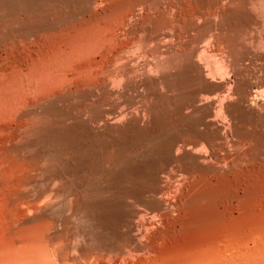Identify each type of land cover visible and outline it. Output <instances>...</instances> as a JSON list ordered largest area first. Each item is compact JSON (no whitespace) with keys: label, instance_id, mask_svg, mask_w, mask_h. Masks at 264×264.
Wrapping results in <instances>:
<instances>
[{"label":"rangeland","instance_id":"obj_1","mask_svg":"<svg viewBox=\"0 0 264 264\" xmlns=\"http://www.w3.org/2000/svg\"><path fill=\"white\" fill-rule=\"evenodd\" d=\"M120 1L0 0V264H146L137 244L140 237L145 241V230L147 237L161 226L157 201L174 196L167 187L184 179L192 186L200 179L193 185L198 188H191L196 197L187 202L186 213L204 218L218 206L223 210L220 202L226 199L237 204L232 200L235 183L264 186V119L240 105L247 92L264 103V9H259L264 0H234L219 18L202 7L215 0H152L157 12L171 4L173 12L165 19L179 16L182 22L176 30L160 31L156 22L162 20L156 18L155 27L141 33V38L154 37L145 46L138 43L140 33L132 36L123 26L128 19L133 24V18L125 22L121 12L107 14V6ZM197 9L200 17L193 16ZM177 27L182 35L189 28L194 32L189 29L175 46L178 53L166 56L163 34L176 33ZM213 34L221 44L214 55ZM189 44L200 47L194 55L199 56L186 55L188 48L195 49ZM205 48L209 52L203 56ZM120 53L128 59L121 54L124 63H114ZM222 53L231 68L216 72L211 65ZM198 65L213 72L200 78ZM120 71L126 75L122 82L116 76ZM210 103L216 106L212 118L205 108ZM221 104H228L227 116L217 115ZM191 148L207 154L206 162L200 164ZM200 168L217 170L216 178H206ZM224 168L229 176H223Z\"/></svg>","mask_w":264,"mask_h":264},{"label":"bare ground","instance_id":"obj_2","mask_svg":"<svg viewBox=\"0 0 264 264\" xmlns=\"http://www.w3.org/2000/svg\"><path fill=\"white\" fill-rule=\"evenodd\" d=\"M128 1V2H127ZM125 2V0L120 1V2H117L114 3V4H110L107 6L106 8V12L107 14H111L110 17H112V14H116V13H122V16H123V20L126 22V20L128 18H133L135 22H132L133 24L130 23V20L128 19V21L124 24L126 25H123L127 28V31L129 32V34H131L132 36H136L137 34H139L140 36V41L138 43H140L141 45H144L146 43H149L151 42L154 37L152 38L151 35H147L145 37H143V34H142V38H141V33H145L147 31H149L148 29L151 28L149 26H152V24L155 22V19L157 18H160V20L162 21H159V22H156V28L158 27L159 29L161 28L160 31H166L167 29L169 30H172V29H175L176 30V26H177V23H179L181 21V18L179 16H176L174 15L175 18H173V15L171 17V19L173 18V20L170 21V17L169 18H166L165 19V15H169L168 12L171 10L170 7H171V4H167L166 7H162L163 8V11L161 12H157V10L155 11L154 8L151 7V2L152 0H127ZM154 1V0H153ZM176 1V0H175ZM175 1H173V3H175ZM178 1V0H177ZM176 1V2H177ZM187 1V0H186ZM214 2V0H212ZM233 1L234 0H215L214 3L212 4H203L202 7H204L205 9L207 8L208 11H211L212 12V16L214 17H218V15L221 13V10L226 7V5H232L233 4ZM236 1V0H235ZM257 1V0H256ZM255 1V2H256ZM150 2V3H149ZM172 2V1H171ZM179 2V1H178ZM210 2V1H209ZM113 3V2H112ZM154 3V2H153ZM189 3V2H188ZM160 4V3H159ZM179 4V3H178ZM183 4V3H181ZM185 4V3H184ZM190 4V3H189ZM188 4V5H189ZM194 4V3H193ZM255 4V3H254ZM150 5V6H149ZM155 5V4H154ZM177 5V4H176ZM174 6V5H173ZM193 6V5H192ZM199 6V5H198ZM264 6V4H263ZM262 6V7H263ZM191 7V6H190ZM189 7V8H190ZM194 7V6H193ZM139 8V10H137ZM158 8V7H157ZM178 8V7H177ZM192 8V7H191ZM190 8V9H191ZM195 8V7H194ZM201 7L199 6V9ZM202 9V8H201ZM259 9H264V8H259ZM177 10V9H176ZM180 10V9H179ZM172 11V10H171ZM175 11V10H174ZM198 9L196 10V13H193V16H197V17H200L202 13H197ZM224 11V10H223ZM264 11V10H262ZM105 12V13H106ZM173 12V11H172ZM171 12V14H172ZM182 12V11H181ZM207 12V11H206ZM209 12V13H211ZM177 13V12H176ZM183 13V12H182ZM191 13V12H190ZM189 13V15H190ZM158 14V15H157ZM174 14V13H173ZM179 14V13H178ZM177 14V15H178ZM204 14V13H203ZM188 15V16H189ZM221 15V14H220ZM108 16V15H106ZM158 16V17H157ZM192 16V15H191ZM264 16V14H263ZM167 17V16H166ZM184 17V16H183ZM203 17V16H202ZM210 17V16H209ZM262 17V16H261ZM195 18V17H194ZM208 18V17H207ZM219 18V17H218ZM169 19V20H167ZM200 19V18H199ZM202 19V18H201ZM193 20V19H192ZM195 20V19H194ZM261 20V19H260ZM111 21V20H110ZM133 21V20H132ZM158 21V20H157ZM184 21V20H183ZM210 21V20H209ZM212 21V20H211ZM107 22V21H106ZM138 24H135L137 23ZM182 22V21H181ZM180 22V23H181ZM190 22V21H189ZM196 22V21H195ZM206 22V21H205ZM227 22V21H226ZM264 22V19L262 20V23ZM103 23V22H102ZM187 23V22H186ZM208 23V22H207ZM234 23V22H233ZM123 24V23H122ZM189 24V23H188ZM106 25V24H105ZM154 27H155V24H153ZM176 25V26H175ZM195 25V24H194ZM228 25V24H227ZM122 26V27H123ZM183 26V24H182ZM204 26H205V23H204ZM208 26V25H207ZM210 26V25H209ZM212 26H214L212 24ZM180 27V26H179ZM184 27H185V24H184ZM183 27V28H184ZM195 27V26H194ZM198 27V25H197ZM153 28V27H152ZM155 28V29H156ZM163 28V29H162ZM222 28V27H221ZM123 29V28H122ZM120 29V30H122ZM159 29H157L156 31H158ZM178 29V27H177ZM186 29V27H185ZM184 29V30H185ZM190 29V28H189ZM183 31L184 34L182 35V31L179 32L180 29H178V32L175 31L176 33H166V34H163V38L164 39V44L160 43L162 48L164 49V54H166V56L169 54H171V56L176 53H178V49L180 47V42H182V40H184L183 38L185 37V35H188V31ZM198 29V28H197ZM196 29V30H197ZM206 29V28H205ZM264 29V28H263ZM153 30V29H152ZM191 30V29H190ZM159 31V32H160ZM193 31V30H191ZM212 31V30H211ZM214 31H215V28H214ZM224 31V30H223ZM123 32V31H122ZM125 32V31H124ZM123 32V33H124ZM190 32V31H189ZM194 32V31H193ZM198 32V31H197ZM205 32V31H204ZM157 33V32H155ZM181 33V34H180ZM230 33V31H229ZM228 33V34H229ZM120 34V32H119ZM125 34V33H124ZM147 34V33H145ZM149 34V32H148ZM162 34V33H161ZM190 34V33H189ZM197 34V33H196ZM206 34V32H205ZM211 34V33H210ZM219 34V33H218ZM222 34V33H221ZM224 34V33H223ZM104 35V34H103ZM107 35V34H106ZM109 35V34H108ZM204 35V34H203ZM97 36V35H96ZM130 36V35H129ZM119 37V36H117ZM125 37V36H124ZM205 37V36H204ZM211 38V42H213L215 44V47L213 46L212 49V53H216L217 52V48L219 46H221L220 42H218V37L217 35L213 34L212 36H209ZM229 37V36H228ZM88 38V37H87ZM138 38V36H137ZM157 38V37H156ZM187 38V37H186ZM107 39V38H106ZM114 39V38H113ZM120 39V38H119ZM123 39V38H122ZM139 39V38H138ZM221 39V38H220ZM230 39V38H229ZM117 40V39H116ZM195 40V39H194ZM205 40V39H204ZM223 40V39H222ZM121 41V40H119ZM135 41V40H134ZM137 41V40H136ZM192 41V39H191ZM196 41V40H195ZM155 42V41H154ZM259 43H261L260 41H258ZM229 43V42H228ZM187 44H188V41H187ZM200 44V43H199ZM198 44V45H199ZM224 44V43H223ZM222 44V45H223ZM258 44V43H257ZM115 45V44H114ZM151 45V44H150ZM149 45V46H150ZM154 45V44H153ZM179 46V47H175V46ZM182 45V44H181ZM184 45V44H183ZM182 45V46H183ZM260 45V44H259ZM263 42H262V45L263 46ZM145 46V45H144ZM148 46V47H149ZM192 46L193 48H195L193 45H190L188 47ZM257 46V45H255ZM117 47V46H116ZM127 47V46H126ZM133 47V46H132ZM143 47V46H141ZM226 47V46H225ZM129 48V47H128ZM146 48V47H145ZM154 48V47H153ZM156 48V47H155ZM176 48V49H175ZM229 48V47H228ZM257 48V47H256ZM133 49V48H132ZM140 49V48H139ZM161 49V48H160ZM161 49V51L163 50ZM180 49V48H179ZM186 47L185 49H182L184 52L186 51ZM200 49V47H199ZM198 49V50H199ZM202 49V48H201ZM206 49V48H205ZM222 49V48H221ZM221 49L219 50L221 52ZM227 49V48H226ZM122 50V49H121ZM145 50V49H144ZM198 50L195 48V49H192L191 47L187 49V53L186 55L189 56V57H193L194 55H196L198 53ZM259 50V49H258ZM262 50V49H261ZM264 50V48H263ZM116 51V50H115ZM129 51V50H128ZM183 51H181L180 53H182ZM201 52V55L203 54V52H209V50H205L203 49L200 50ZM97 52V50H96ZM145 52V51H144ZM223 52V51H222ZM229 52V51H228ZM264 52V51H263ZM119 53V52H118ZM125 53H127L125 51ZM155 53V51H154ZM204 53V54H205ZM224 54H226L225 52H223ZM221 54L219 58V63H215L213 66L211 65V67H213L214 71H218L219 69V72L220 70H228L230 69V65L231 63L229 64V60L228 58L229 57H225L224 54ZM126 55V54H123V53H120L118 55H115V57L112 59V61L114 60V63H120V62H123L122 61V55ZM203 54V56H204ZM207 54V53H206ZM219 54V53H218ZM228 54V53H227ZM111 55V54H110ZM113 55V56H114ZM156 55V54H155ZM168 55V56H169ZM178 55V54H177ZM185 55V54H184ZM200 54H198L197 56H199ZM208 55V54H207ZM210 55V54H209ZM214 55V54H213ZM106 56V55H105ZM129 56V55H127ZM138 56V55H137ZM140 56V55H139ZM157 56H160V55H157ZM156 56V57H157ZM163 56V55H161ZM181 56V55H180ZM186 56V57H187ZM197 56H194V57H197ZM229 56V55H228ZM83 57V56H82ZM112 57V56H111ZM125 57V56H124ZM123 57L124 61H125V58ZM142 57V56H141ZM144 57V56H143ZM165 57V56H164ZM187 57V58H189ZM193 57V58H194ZM208 57V56H207ZM210 57V56H209ZM31 58V57H30ZM178 58V56H177ZM202 58L201 60H204L203 57H200ZM233 58V57H232ZM110 59V58H109ZM110 59V61H111ZM128 58H126L127 60ZM134 59V58H133ZM132 59V60H133ZM136 59V58H135ZM170 59V58H169ZM182 59V58H180ZM73 60V59H72ZM131 60V62H132ZM138 60V59H137ZM174 60V59H173ZM191 61H193V59H190ZM189 60V61H190ZM206 60V59H205ZM208 60V59H207ZM169 61V60H168ZM167 61V62H168ZM195 61H197V58L195 59ZM193 61V62H195ZM200 61V60H199ZM210 61V60H209ZM217 61V60H216ZM129 62V61H128ZM130 62V63H131ZM164 62V61H163ZM184 62V61H183ZM207 62V61H206ZM213 62V61H212ZM69 63V62H68ZM73 63V62H72ZM113 63V64H114ZM124 63V62H123ZM126 63V62H125ZM145 63V62H144ZM151 63V62H150ZM159 63V62H158ZM202 63V62H201ZM200 62H198V64H201ZM139 64V63H138ZM156 64V63H155ZM161 64V63H160ZM166 64V63H165ZM175 64H176V61H175ZM186 64H187V61H186ZM196 64V63H195ZM203 64V63H202ZM111 65V64H110ZM109 65V66H110ZM118 65V64H117ZM124 65V64H123ZM130 65V64H129ZM134 65V64H133ZM140 65V64H139ZM144 65V64H143ZM204 65H207V64H204ZM115 66V65H114ZM142 66V65H141ZM147 66V65H146ZM157 66V65H156ZM165 67V65H163ZM197 66V65H196ZM208 66V65H207ZM207 66H200L198 65V73L200 75V78L201 77H204L206 79V75L205 73H208V74H211V71L213 72V70L211 71H208V69H206ZM96 67V66H95ZM100 67V66H99ZM108 67V66H106ZM158 67V66H157ZM157 67L155 69H157ZM193 67V66H192ZM210 67V68H211ZM97 68V67H96ZM160 68V67H159ZM158 68V69H159ZM163 68V67H162ZM209 68V67H208ZM93 69V68H92ZM95 69V68H94ZM123 69V68H122ZM127 69V68H126ZM146 69H150L149 67L146 68ZM154 69V68H153ZM193 69V68H192ZM195 69V68H194ZM105 70V69H104ZM113 70V69H112ZM111 70V71H112ZM129 70V69H127ZM135 70V69H134ZM139 70V69H138ZM234 70V69H233ZM101 71V70H100ZM106 71V70H105ZM110 71V70H109ZM146 71V70H145ZM162 71V70H161ZM216 71V72H217ZM231 71V70H230ZM236 71V70H234ZM113 72V71H112ZM118 72V70H117ZM135 72V71H134ZM150 72V71H149ZM157 72V71H156ZM165 72V70H164ZM163 72V73H164ZM167 72H169L167 70ZM223 72V71H221ZM227 72V71H226ZM225 72V73H226ZM232 72V71H231ZM80 73V72H79ZM120 73V74H119ZM118 75H116L120 82H122L123 79L126 78V75L124 74V71H120ZM127 73V72H126ZM161 73V72H160ZM224 73V72H223ZM113 74V73H112ZM116 74V73H115ZM135 74V73H133ZM159 74V72H158ZM220 74V73H219ZM98 75V74H97ZM132 75V74H131ZM213 75V74H212ZM217 75V73L215 74ZM226 75V74H225ZM112 76V75H111ZM134 76V75H133ZM218 76V75H217ZM110 77V76H109ZM108 77V78H109ZM113 77V76H112ZM116 77V78H117ZM131 77V76H130ZM216 77V76H215ZM115 78V76H114ZM113 78V80H115ZM227 78V77H226ZM106 79V78H105ZM212 79V78H211ZM214 79V78H213ZM228 79V78H227ZM108 80V79H107ZM166 80V79H165ZM99 81V80H98ZM200 81V80H199ZM202 81V80H201ZM215 81V80H214ZM109 82V81H108ZM148 83V82H147ZM71 84V83H70ZM97 84V83H96ZM111 84V83H110ZM120 84V83H119ZM122 84V83H121ZM100 85V84H99ZM105 85V84H104ZM109 85V84H108ZM128 85V84H127ZM230 85V84H228ZM97 86V85H96ZM111 86V85H110ZM132 86V84H131ZM134 86V85H133ZM204 86V85H203ZM102 87V86H101ZM124 87V86H123ZM130 87V86H129ZM230 87V86H229ZM257 87V86H256ZM248 88V87H247ZM255 88V87H254ZM259 88V87H258ZM232 89V88H231ZM91 90V89H90ZM95 90V89H94ZM130 90V89H129ZM230 90V89H229ZM245 90V89H244ZM126 91V90H125ZM232 91V90H230ZM252 91V90H251ZM77 92V91H76ZM122 92V91H121ZM135 92V91H134ZM228 92V91H227ZM243 92V91H242ZM256 92V91H255ZM258 93V91L256 92ZM68 94V93H67ZM225 94V93H224ZM230 94V93H229ZM107 95V94H106ZM110 95V94H109ZM228 95V94H226ZM257 95V94H256ZM261 95V94H260ZM225 96V95H223ZM250 92L246 93L244 96H240V105L242 104L243 106H245L247 109H249L250 111L252 112H255V114L259 115L258 118H261L263 117L264 119V103L259 100L258 98H255V96H251L253 97V99L251 98L250 99ZM108 97V96H107ZM203 97V96H202ZM201 97V98H202ZM228 98V97H227ZM108 99V98H107ZM203 99V98H202ZM206 99V98H205ZM204 99V101H205ZM222 99V98H221ZM231 99V98H230ZM262 99V98H261ZM232 100V99H231ZM210 101V100H209ZM213 101V100H212ZM224 101V100H223ZM226 101V100H225ZM224 101V102H225ZM228 101V100H227ZM207 102V101H206ZM221 102V101H220ZM219 102V103H220ZM239 102V100H238ZM200 103V102H199ZM208 103V102H207ZM217 103V102H216ZM222 103V102H221ZM225 104V103H224ZM230 104V103H229ZM215 104H207V106L205 107L207 109V113L210 114L208 116L211 117L213 114V109ZM217 105V104H216ZM235 105V104H234ZM239 106V105H238ZM242 106V108H243ZM218 107V105H217ZM231 107V106H230ZM234 107V106H233ZM195 108V107H194ZM219 108V107H218ZM221 111L222 112H216L217 115L218 113H223L225 116H227L229 114V110H228V104L225 105V106H222L221 104ZM232 108V107H231ZM237 108V106H236ZM238 109V108H237ZM246 109V110H247ZM240 110V109H239ZM145 111V110H144ZM196 111V110H195ZM206 111V110H205ZM198 112V111H197ZM201 112V111H200ZM204 112V111H203ZM234 112V111H233ZM238 112V111H237ZM247 112V111H246ZM251 112V113H252ZM145 113V112H144ZM147 114V113H146ZM207 114V115H208ZM222 114V115H223ZM241 114V113H240ZM206 115V114H205ZM214 115V114H213ZM233 115V114H232ZM121 116V115H120ZM126 116V115H125ZM124 116V117H125ZM195 116V115H194ZM250 116V115H249ZM256 116V115H255ZM123 117V116H122ZM123 117V119H124ZM224 117V116H223ZM222 117V119H223ZM233 117V116H232ZM212 118V117H211ZM254 118V117H253ZM121 119V118H120ZM119 119V121H120ZM215 119V118H214ZM220 119V118H219ZM226 119V118H225ZM231 119V118H230ZM217 120V119H216ZM215 120V121H216ZM259 120V119H258ZM214 122V120L212 119L211 122ZM219 121V120H218ZM222 121V120H221ZM257 121V120H256ZM259 121H262V120H259ZM121 122V121H120ZM125 122V120H124ZM201 122V121H200ZM212 122V123H213ZM227 122V121H226ZM119 123V122H117ZM122 123V122H121ZM225 123V122H224ZM260 123V122H259ZM204 124V123H203ZM214 124H217L218 123H214ZM223 124V123H222ZM206 125V124H205ZM212 125V124H211ZM228 125V124H226ZM260 125V124H258ZM219 126V125H218ZM217 126V127H218ZM229 126V125H228ZM262 126V125H261ZM260 126V127H261ZM206 127V126H205ZM207 129V128H206ZM212 130V129H211ZM264 130V129H263ZM18 133V131H16ZM207 136V135H206ZM212 137V136H211ZM217 137V136H215ZM222 137V136H221ZM244 138V137H243ZM207 139V138H206ZM224 140V138H223ZM246 140V139H245ZM202 141V140H201ZM205 141V140H204ZM222 141V140H221ZM227 141V140H225ZM188 142V141H187ZM199 142V141H198ZM206 142V141H205ZM217 142V141H216ZM257 142V141H256ZM203 143V142H202ZM214 143V142H213ZM212 143V144H213ZM258 143V142H257ZM192 144V143H191ZM208 144V143H207ZM211 144V145H212ZM190 145V144H189ZM193 145V144H192ZM225 145V143H224ZM229 145V144H228ZM235 145V144H234ZM222 146V145H221ZM226 146V145H225ZM236 146V145H235ZM180 147V146H179ZM178 147V148H179ZM184 147V146H183ZM197 147V146H196ZM195 147V148H196ZM230 147V146H229ZM198 148V147H197ZM237 148V147H236ZM212 149V148H211ZM227 149V148H226ZM225 149V150H226ZM189 150V149H188ZM190 150L191 153L193 152V149L191 148ZM198 150V149H197ZM231 150V149H230ZM199 151V150H198ZM214 151V150H213ZM229 151V150H228ZM233 151V150H232ZM190 152V151H189ZM201 152V151H200ZM200 152H193L192 154L195 156V159L196 160H199V163L200 162H206L205 160H207L206 156L207 154L205 153H200ZM207 152V151H205ZM224 152V151H223ZM190 153V155H191ZM177 154V153H176ZM228 154V153H227ZM181 155V154H180ZM230 155V154H229ZM186 156V155H185ZM189 156V155H187ZM218 156V155H217ZM258 156V155H257ZM231 156H229L230 158ZM235 157V155H234ZM224 158V157H223ZM233 158V157H232ZM231 158V159H232ZM236 158V157H235ZM178 159V158H177ZM194 161V157L192 158ZM221 159V158H220ZM227 159V158H226ZM224 159V160H226ZM238 159V157H237ZM247 159V158H246ZM176 160V159H175ZM223 160V159H222ZM223 160V161H224ZM235 160V159H234ZM240 160V159H239ZM219 161V160H218ZM228 161H231V160H228ZM197 162V161H196ZM214 162V161H213ZM227 162V161H226ZM232 162V161H231ZM219 162H217L218 164ZM221 163V162H220ZM228 163V162H227ZM230 163V162H229ZM239 163V162H238ZM183 163L181 162V165ZM195 164V163H194ZM201 164V163H200ZM206 164V163H205ZM226 164V163H225ZM224 164V165H225ZM242 164V163H241ZM192 165V164H191ZM204 165V163H203ZM213 165V164H212ZM222 167L224 166L222 163H221ZM229 165V164H228ZM235 165V164H234ZM232 167V171H233V168L237 165H235ZM220 165H218L219 167ZM226 166V165H225ZM231 166V164H230ZM229 166V167H230ZM206 167V166H205ZM217 167V168H218ZM221 167V166H220ZM222 167L220 169H222ZM228 167V166H226ZM235 167V171H236V168ZM184 168V167H183ZM187 168V167H186ZM185 168V169H186ZM189 168V167H188ZM239 168V167H238ZM200 169H203V168H200ZM225 169V168H224ZM223 169V170H224ZM227 169V168H226ZM225 169V170H226ZM189 170V169H188ZM219 170V168H218ZM224 170V171H225ZM228 170H230V168H228ZM193 171V170H192ZM217 170H212L211 168H204L203 170L200 171V173H203L206 176V174H212V175H209L210 177L212 176H215V173L213 172H216ZM231 171V170H230ZM233 171V172H235ZM190 172V171H189ZM198 172V171H196ZM221 172V171H220ZM227 170L225 171V174L223 176H225ZM191 173V172H190ZM193 173V172H192ZM191 173V174H192ZM224 173V172H223ZM223 173H218V174H223ZM236 173V172H235ZM188 174V172H187ZM190 174V175H191ZM194 174V173H193ZM214 174V175H213ZM217 174V173H216ZM216 175V176H220V175ZM230 174V172H229ZM229 174L227 176H229ZM189 175V174H188ZM189 175V176H190ZM203 175V176H204ZM201 176V175H199ZM202 176V177H203ZM208 176V177H209ZM222 176V175H221ZM187 177V175H186ZM185 177V178H186ZM203 177V181L205 180ZM188 178V177H187ZM192 178V177H190ZM199 178V177H198ZM197 178V179H198ZM207 178V177H206ZM214 179L216 177H213ZM212 178V179H213ZM189 179V178H188ZM194 179V178H193ZM208 179H211V178H208ZM225 180L228 179V177L224 178ZM192 180V179H191ZM195 180V179H194ZM200 182V179H198ZM202 180V179H201ZM217 180V179H216ZM223 180V179H222ZM220 180V181H222ZM224 180V181H225ZM158 181V180H157ZM160 181V180H159ZM158 181V182H159ZM165 181V180H163ZM163 181H160L159 183L163 184L164 182ZM180 181V180H178ZM190 181V180H189ZM189 181H186L185 179L184 180H181L179 182V184L177 183L176 187H172V188H169L167 187L166 190L167 192H170L171 194H173V198L171 200H164L163 198L158 200V198L156 200L157 201V204H158V207H159V211L163 212L162 215L160 216L159 220L161 221V226L159 228H156L151 235L150 234V231L148 232L147 230L144 231V228L145 229H148L146 228V225L147 223H145L144 225V228L142 231L145 232V234L149 233L148 235L149 236H145L144 234V237H145V241L147 240L146 238H148L147 242H145L142 237L139 238V243L142 241H144L143 243L141 242L139 245L137 244L138 243V238H136L137 242L135 244H137V253H141L143 257H146V260L145 263L146 264H264V186H258L257 188H253L251 186H248V184L246 185L244 183V186L243 188L240 187V185H238V182L237 184L235 183V185H233L234 187H236L233 191V194H232V200L236 199L237 200V204H233L230 200L228 201L226 199V204H224L225 202H220L221 204H223V210L220 209V211L218 210L219 206L217 207V210L216 211H213V213H205L204 214H212V216H209V217H194L191 216L190 217H187V202H189V199H192L191 197L194 195V197H196L195 195L196 194H193L194 193V190H191V188L193 187V185L197 184L195 183L196 181H194L193 185L190 186V184L192 183H189ZM206 181V180H205ZM222 181V182H224ZM228 180H226L227 182ZM188 182V183H186ZM207 183L208 180L206 181ZM229 182V181H228ZM227 182V183H228ZM159 184V185H161ZM165 184V183H164ZM163 184V185H164ZM201 184H203L201 182ZM200 184V185H201ZM219 184V183H218ZM229 184V183H228ZM233 184V182H232ZM163 185L161 186L162 189H163ZM199 185V184H198ZM199 185V186H200ZM212 185V184H211ZM226 185V184H225ZM167 186V185H166ZM196 186V185H195ZM194 186V187H195ZM203 185H201L200 187H202ZM228 186H231L230 184ZM226 186L227 188H232L231 187H228ZM193 187V188H194ZM208 188H210V186L208 185L207 186ZM198 188V187H195V189ZM165 189V188H164ZM163 189V191H164ZM203 189V188H202ZM214 189V188H213ZM217 189V188H216ZM226 189V188H225ZM224 189V190H225ZM160 190V189H159ZM231 190V189H230ZM258 190V191H257ZM162 191V190H161ZM162 191V192H163ZM201 191V190H200ZM209 191V190H208ZM217 191V190H216ZM221 191V189H220ZM228 191V189H227ZM232 191V190H231ZM241 191L242 193L240 194ZM165 192V191H164ZM198 192V190L196 191ZM203 192V191H201ZM200 192V193H201ZM224 192V191H223ZM166 193V192H165ZM200 193H198L197 195H199ZM210 193V192H209ZM226 193V191H225ZM223 193V194H225ZM230 193V192H229ZM228 193V194H229ZM202 194V193H201ZM227 194V193H226ZM225 194V195H226ZM231 194H229V196H231ZM169 195V194H168ZM212 195V193L210 194ZM224 195V196H225ZM213 196V195H212ZM227 196V195H226ZM166 198V196H164ZM198 197V196H197ZM169 198V197H168ZM219 199V198H218ZM208 200V199H207ZM206 200V201H207ZM235 200V201H236ZM191 201V200H190ZM219 201V200H218ZM221 201V200H220ZM192 202V201H191ZM11 203V202H10ZM13 203V202H12ZM219 203V205H220ZM205 204V203H204ZM203 204V205H204ZM212 204V203H211ZM12 205V204H11ZM10 205V206H11ZM187 205V206H186ZM216 205V204H215ZM218 205V204H217ZM207 206V205H206ZM214 206V205H213ZM222 207V205H221ZM210 208V207H209ZM156 210V209H155ZM197 209H195L196 211ZM200 210V209H199ZM203 210V209H202ZM190 211V210H189ZM198 211V210H197ZM212 212V211H210ZM160 213V212H159ZM172 213L174 215H172ZM186 213V214H185ZM191 213V212H189ZM158 214V213H157ZM201 215L203 214V211L202 213H200ZM199 214V215H200ZM189 215V214H188ZM204 215V216H205ZM154 216V215H153ZM156 217V216H155ZM157 218V217H156ZM153 219V218H152ZM41 220V219H40ZM156 219H154V222H155ZM133 221V220H132ZM159 221V222H160ZM137 223V222H136ZM149 223V222H148ZM133 224V223H132ZM140 224V223H139ZM137 224H135L136 226ZM141 225V224H140ZM155 225V224H154ZM139 226V225H138ZM148 226V224H147ZM139 227H142V226H139ZM150 227V226H148ZM137 228V227H136ZM142 229V228H141ZM140 229V230H141ZM140 230L137 232V235L136 236H140L141 232ZM153 230V229H152ZM147 231V233H146ZM142 232V233H144ZM139 234V235H138ZM135 236V235H134ZM8 237V236H7ZM13 238V237H12ZM8 239V238H7ZM39 239V238H38ZM135 239V238H134ZM17 240V239H16ZM24 241V240H23ZM17 243V247L18 245L20 244L17 241H14ZM21 242V241H20ZM53 242V241H52ZM16 243H14L16 245ZM23 244L25 243L22 242ZM29 243V242H28ZM28 243H26L28 245ZM55 243V241H54ZM53 243V244H54ZM67 243V242H66ZM42 244V243H40ZM1 245V244H0ZM39 245V244H38ZM52 245V244H51ZM68 245V244H67ZM66 245V246H67ZM20 246V245H19ZM21 246L23 247L24 245L21 244ZM42 246V245H41ZM46 246V245H44ZM49 246V244H48ZM69 246V245H68ZM15 247V246H14ZM43 247V246H42ZM65 247V246H64ZM63 247V248H64ZM37 248V247H36ZM71 248V247H70ZM25 249H29L25 247ZM36 250V249H35ZM49 250H52V249H49ZM54 250V249H53ZM120 250V249H119ZM123 250V249H122ZM131 250V249H130ZM134 250V249H133ZM21 251V250H20ZM18 251V253L20 252ZM66 252V250H64ZM49 252V251H48ZM63 252V251H62ZM84 252V251H83ZM82 252V253H83ZM89 252V251H87ZM108 252V251H107ZM58 253V252H57ZM104 253V252H103ZM124 253V252H123ZM136 253V254H137ZM24 254V253H23ZM28 254V253H27ZM42 254V253H41ZM47 254V253H46ZM48 254H51L50 252ZM62 254V253H61ZM60 254V255H61ZM107 254V253H106ZM12 255V254H11ZM54 255V253H53ZM87 255V254H86ZM22 256V255H21ZM94 256V255H93ZM97 256V255H96ZM102 256V255H101ZM136 256V255H134ZM133 256V257H134ZM138 256V255H137ZM46 257V256H45ZM61 257V256H60ZM58 257V258H60ZM90 257V256H89ZM95 257V256H94ZM67 258V257H66ZM121 258V257H120ZM119 258V259H120ZM135 258V257H134ZM27 259V257H26ZM35 259V258H34ZM54 259V258H53ZM51 259V260H53ZM56 259V258H55ZM69 259V258H68ZM81 259V258H80ZM91 259V258H90ZM110 259V257H109ZM113 259V258H112ZM118 259V258H117ZM126 259V258H125ZM29 260V259H28ZM121 260V259H120ZM134 260L133 258H131V261ZM8 261V260H7ZM19 261V260H18ZM31 261V260H30ZM42 261V260H41ZM57 260H55L56 262ZM59 261V260H58ZM61 261V260H60ZM66 261V260H65ZM63 260V262H65ZM70 261H71V257H70ZM90 261V260H89ZM95 261V260H94ZM107 261V260H106ZM109 261V260H108ZM115 261V260H114ZM37 262V261H36ZM49 262V261H48ZM62 262V261H61ZM78 262V261H77ZM86 262V261H85ZM96 262V261H95ZM103 262V261H102ZM113 262V261H112ZM23 263V262H22ZM53 263V262H52ZM50 263V264H52ZM82 263V262H81ZM110 263V262H109ZM138 263V262H137ZM6 264V263H5ZM14 264V263H13ZM60 264V263H59ZM100 264V263H99Z\"/></svg>","mask_w":264,"mask_h":264}]
</instances>
